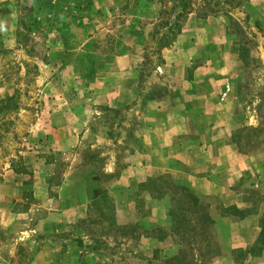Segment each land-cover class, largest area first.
I'll return each instance as SVG.
<instances>
[{"label": "rangeland", "instance_id": "1", "mask_svg": "<svg viewBox=\"0 0 264 264\" xmlns=\"http://www.w3.org/2000/svg\"><path fill=\"white\" fill-rule=\"evenodd\" d=\"M204 215L264 225V0H0V264H264Z\"/></svg>", "mask_w": 264, "mask_h": 264}, {"label": "crops", "instance_id": "2", "mask_svg": "<svg viewBox=\"0 0 264 264\" xmlns=\"http://www.w3.org/2000/svg\"><path fill=\"white\" fill-rule=\"evenodd\" d=\"M207 71L204 70V72H207ZM196 73L199 75L198 69H197ZM218 73H221V76H218L219 75ZM218 73L214 74V73H210L209 72L208 74H204V76H206L210 81H211V76H210L211 74L216 75L217 78L219 79V82H218L219 86L214 89L215 92L214 91L211 92V90H209V89H207L205 92H201V91L199 92V97L211 99V98H213L215 96L217 98V101H214V104L216 105L215 108L217 109L215 111V114L213 113L214 116H212L211 120L207 121V123L204 121V116H203L204 114H201L202 117L199 116V115L198 116H195V115L192 116L191 121H199V122H201V123L203 122V123H205L207 125L209 123H213V124L217 123L216 125H218V126H215V129H213L212 127H208V126H205L204 129H212V133L210 134V136H211V138H213L215 140V143H216V145L207 146L208 150H211L214 153L221 154L222 152L232 151V149H233L232 148L233 147L232 144H227V143L220 142V137H222V136L226 137V134H227L228 137L231 135V131H232V129H234V125H233L234 122L232 123L230 117H228L226 120L224 119L223 112L221 111V108L223 106V100L219 101L220 99H222V98L219 99V94H220V92H221V90H222V88L224 86V85H222L223 82L224 81H229L228 79H232V78L231 77L229 78V75L227 73L225 74L222 71H220ZM221 82H222V84H221V87H220V83ZM207 99H205V100L203 99V100H201V102L197 101L196 103H193L194 104L193 107L197 108L198 106H201V107L207 106L208 105V103L206 102ZM193 102H195V101L193 100ZM175 108H177V105H175ZM191 111H186V113L188 112L187 114H189ZM199 111L200 110H198V109L195 110L196 114H198ZM181 116L182 115H179V116H175L173 118H168V119H169V121L177 122L180 119ZM168 128H169V125L167 127H164V129H168ZM208 131L209 130H205V131L201 132V136H199V137L202 138L204 136V133H206V135L208 136L209 135ZM219 131L221 133H223V134H219V135L216 134ZM165 133H166V131H165ZM196 133H200L199 130L195 131V134ZM201 150L203 152V150H204V146L203 145H201ZM217 164L219 165V163H217ZM219 167H220V165H219ZM212 180L213 181H210V183H211L210 185H212V187L214 188L213 189L214 191H216V188L222 187L220 185L221 183H218V181H215L214 179H212ZM93 197H95V196L93 195ZM90 199H91V197H90ZM78 217H83V216L82 215H78ZM211 217H212L211 219L214 220L215 224H220V223L227 224L228 222L234 223V221L231 220L226 215H215V216L211 215ZM251 218H253V216H251V217L246 216L241 221V222L245 223L244 225H247V226H245V228L242 230V232H240L241 240L238 241V242L237 241L233 242V244L231 246H229V249L246 248L247 246L251 245L254 242V240L256 239V237H257V235L259 233V227L257 225H255L256 226L255 228L252 227L253 226V222H252V220H250ZM60 219H62V216H59V220ZM241 222H235L233 225H235V224L239 225ZM250 223H252V224H250ZM144 239H146L148 241H151V242L155 241L156 243H160L163 240H165V238L155 239V238L150 237V236L149 237H145ZM249 257L250 258L253 257L254 259L257 258L255 256H249ZM261 259H262V257H261ZM231 263H233V262H231Z\"/></svg>", "mask_w": 264, "mask_h": 264}, {"label": "trees", "instance_id": "3", "mask_svg": "<svg viewBox=\"0 0 264 264\" xmlns=\"http://www.w3.org/2000/svg\"><path fill=\"white\" fill-rule=\"evenodd\" d=\"M184 6V5H183ZM178 16L180 17V14H178ZM176 22V21H175ZM179 32V31H178ZM174 41V40H173ZM96 202V201H95ZM97 203V202H96ZM236 209V208H235ZM202 218L206 221V222H210L213 223V220L208 216V215H204L202 216ZM112 224V223H111ZM110 224V225H111ZM159 231H161V228L159 229ZM165 236V234H164ZM163 238V235L160 236V239ZM264 247V225H262L258 236L256 238V240L249 246L248 250L245 251V253L247 254H251V255H260L262 250ZM258 249V250H256ZM258 252V253H256Z\"/></svg>", "mask_w": 264, "mask_h": 264}]
</instances>
